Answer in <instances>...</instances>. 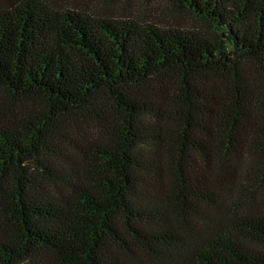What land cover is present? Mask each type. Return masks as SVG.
<instances>
[{"label":"trees","instance_id":"obj_1","mask_svg":"<svg viewBox=\"0 0 264 264\" xmlns=\"http://www.w3.org/2000/svg\"><path fill=\"white\" fill-rule=\"evenodd\" d=\"M169 1L0 3V264H264V0Z\"/></svg>","mask_w":264,"mask_h":264},{"label":"rangeland","instance_id":"obj_2","mask_svg":"<svg viewBox=\"0 0 264 264\" xmlns=\"http://www.w3.org/2000/svg\"><path fill=\"white\" fill-rule=\"evenodd\" d=\"M8 0H0L4 3ZM11 1V0H10ZM15 3V0H12ZM19 0H16V2ZM55 8H67L100 14L111 19H133L153 23L159 27L190 26L196 24L177 10L169 0H43Z\"/></svg>","mask_w":264,"mask_h":264}]
</instances>
